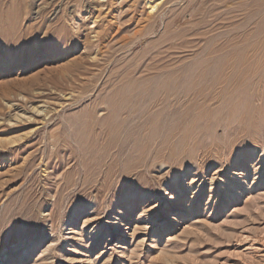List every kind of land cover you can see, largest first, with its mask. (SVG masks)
Here are the masks:
<instances>
[{"label":"rangeland","instance_id":"obj_1","mask_svg":"<svg viewBox=\"0 0 264 264\" xmlns=\"http://www.w3.org/2000/svg\"><path fill=\"white\" fill-rule=\"evenodd\" d=\"M167 23L181 37L168 58ZM213 59L258 70L247 121L207 85L209 118L190 114L186 138L151 140L145 167L137 153L106 176L71 154V128L118 74L146 78L176 60L192 78ZM259 108L264 0H0V264H264Z\"/></svg>","mask_w":264,"mask_h":264},{"label":"bare ground","instance_id":"obj_2","mask_svg":"<svg viewBox=\"0 0 264 264\" xmlns=\"http://www.w3.org/2000/svg\"><path fill=\"white\" fill-rule=\"evenodd\" d=\"M149 9L153 12L156 9V5L150 6ZM171 23L166 24L164 34H168L169 39L174 37L173 39L177 41L175 42L173 40L171 43H168L166 45L167 50L161 52L162 54L158 52L159 56L168 54L166 55L167 58L171 53L170 50H173L174 44L180 41L181 38L180 32H174L172 34L171 28L174 26ZM175 29L177 30L178 28ZM154 31L155 27L151 26L146 31L144 29L141 36L153 33ZM133 45L134 43L130 46V49ZM213 49L214 45L212 47ZM59 53L62 52L58 50L56 53L57 56ZM208 57L211 58V55ZM162 61L165 62V59ZM175 61L173 60L174 63L169 64L173 66L169 68L164 63L163 65L157 62L151 69L153 73L146 78L133 79L129 77V79H124L120 76L121 74H118L116 79L113 80L114 82L111 85L112 89L105 94L106 96L104 98H101L100 103L98 102L99 105L95 104L93 108L91 107V109L82 112L79 116L80 124L77 127L71 128V135L74 136L73 140L78 146L77 150L72 144L69 145L71 154L74 153L76 155V152L79 154L82 153L81 159L89 160L88 162L93 165L91 168L98 171L105 167L106 176L111 175V172L123 160V157H128L129 155L136 156L137 153V159L141 161L140 166L137 168L145 167L146 164L144 161L153 152L151 140L160 136L162 133L165 137L164 145L168 144L167 141H169V138L178 134H183L180 137L186 138L182 130L190 114L195 113V118L192 121L193 125L199 124L202 119L209 118L210 113H208L209 111L207 112L208 107L206 104L211 101L214 95L208 96L206 94H209L211 86L213 88L220 87L221 89L222 96L220 94L217 95L220 96L219 102L221 103V107L227 108L231 114H235L236 111H242L243 116L240 118L242 123L245 122L248 115H251L249 101L252 96L250 92L252 88L249 84V77L251 74L255 75L258 73V70H250V62H219L213 59L211 60L213 62L211 66H208L209 64H203L204 62L201 65H193L192 69L195 70V73L190 78L188 76V66L185 67L186 65L183 64L176 66ZM244 64H248L246 68L243 67ZM64 68L67 69V67ZM188 78H190V82ZM207 85L210 88L208 89V93L205 94L204 89ZM189 101L193 102V104L188 107L187 104ZM100 110L102 111V115L98 114ZM258 111L261 112V108ZM211 114L213 115L212 112ZM254 115H257V113ZM78 130H81L83 133L77 139L78 133L76 134V132ZM64 144L66 146V143ZM154 159L155 157L151 159V163H148V168L153 165ZM81 163L85 171L84 173H89L90 170L88 169L89 171L87 172L86 169L89 167L87 166L89 163L84 164L83 161ZM147 170L149 171V169Z\"/></svg>","mask_w":264,"mask_h":264},{"label":"snow or ice","instance_id":"obj_3","mask_svg":"<svg viewBox=\"0 0 264 264\" xmlns=\"http://www.w3.org/2000/svg\"><path fill=\"white\" fill-rule=\"evenodd\" d=\"M245 149L244 148H241L240 151L243 152ZM133 193H134V189H133ZM26 225H21V227H25ZM6 234V232H5Z\"/></svg>","mask_w":264,"mask_h":264}]
</instances>
